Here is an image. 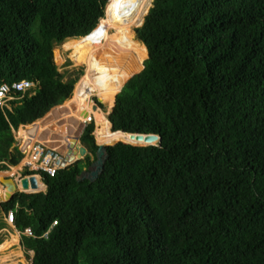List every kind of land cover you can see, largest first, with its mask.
I'll return each instance as SVG.
<instances>
[{
  "label": "trees",
  "instance_id": "1",
  "mask_svg": "<svg viewBox=\"0 0 264 264\" xmlns=\"http://www.w3.org/2000/svg\"><path fill=\"white\" fill-rule=\"evenodd\" d=\"M107 2L0 0V85L37 89L0 109V172L23 158L13 130L71 98L78 77L64 80L54 48L91 34ZM152 3L142 0L134 25L148 14L137 62L149 58L110 92L112 102L122 89L110 122H95L110 145L99 176L80 179L99 149L91 123L83 160L0 204L32 264H264V0Z\"/></svg>",
  "mask_w": 264,
  "mask_h": 264
},
{
  "label": "bare ground",
  "instance_id": "2",
  "mask_svg": "<svg viewBox=\"0 0 264 264\" xmlns=\"http://www.w3.org/2000/svg\"><path fill=\"white\" fill-rule=\"evenodd\" d=\"M141 6L142 0H120L119 4L115 7L112 19L103 18L100 21L99 24L101 26L106 23H112L116 27L115 37L107 42V47L104 49H98L99 51L94 49L93 41L97 40L96 35L87 37V39H71L65 43L67 51L72 52L71 58L74 63L78 66L86 67L88 80L95 79L98 76L102 77L104 84V90L101 93L102 96H104L107 91L119 88L123 85L124 80L120 76L122 74L117 67L118 64L121 62L124 63V65L132 64L127 68L130 69L134 65L146 61L148 58L137 62L146 53H143L145 45L135 39L133 31L123 32L126 25L137 19L139 8L141 11ZM140 14L138 18H140ZM114 59L116 61H114ZM135 60L136 63L134 62ZM124 65H122L121 68H123ZM125 81L127 82L126 78ZM81 88L83 90V86L80 84L78 89L74 91L75 97L70 103L61 107L60 110L57 109L58 111L56 113L49 114L44 121L26 126L23 130L21 129L18 133V137L31 145L39 141L49 147L66 152V145L70 143V140H68L70 134H75L76 128L81 127L84 121L90 120V116L94 118V116L97 115L96 111L93 110L95 104L90 100L92 95L88 94V92L81 91ZM109 102L111 103V101H108V103ZM97 119H99V122H110L106 114L103 115L98 113ZM63 138H66V140H63ZM16 171L17 169L13 168V172H10L11 175L14 176ZM10 173L7 171L0 172V180L2 181V179L5 178L4 176H8ZM7 184L9 188H13L10 181H8ZM38 185H43L39 179ZM6 192L7 189L0 186V201L6 200ZM17 244V234L11 235V241L0 245V252Z\"/></svg>",
  "mask_w": 264,
  "mask_h": 264
},
{
  "label": "rangeland",
  "instance_id": "3",
  "mask_svg": "<svg viewBox=\"0 0 264 264\" xmlns=\"http://www.w3.org/2000/svg\"><path fill=\"white\" fill-rule=\"evenodd\" d=\"M110 1L111 0H108V2H107L106 8H105V14L103 16H98V17L95 16L93 18L94 21H95L96 29H95V31L89 37H91L93 35H96L97 36V38H96L97 40L96 41L94 40L95 42L93 41L94 49L97 50V51H99L98 49H104V48H106L107 47L106 46L107 42L110 41V40H112L115 37V29H116V27L112 23H106L103 26H101L99 24L100 21L106 16L107 6H108V4H109ZM140 12L141 11H140V8H139L138 16H139ZM138 16H137V19H135L130 24L126 25L125 28L123 29V32H126V31H130L131 32V31H133V33L135 35V39L137 41H139V40L137 38V32L135 30L138 29V28H140V27H135L134 25L139 20ZM85 39H87V38H85ZM65 43L55 46V48H54V60H55V63L59 67L60 72L61 73H65L64 80L75 79V78L78 77V81L75 84L74 91L76 89H78V87H79L80 84H81V86H83V90L81 88V91H84V89L86 88L87 85H89V83L94 84V86L90 85L89 88L86 89V90H88V94H92V98L90 99L91 102L94 101V103H97V105L101 108V110H97L96 111V114L97 115L94 116V121H93L94 124H95V130H94L93 135L95 137V140H96L97 145H100L97 142V137H96V135H97V124L95 122H99V119H97L98 113H100V114H106L107 118L109 117V115L111 114V112H112V110L114 108L115 99L111 103L110 102L108 103L109 99L111 98V97L109 98V96H110V92L109 91L110 90L107 91V93L104 96L101 95L102 91L104 90V84H103V81H102V77L101 76H98L95 79L88 80L87 79L86 67L85 66H78V65H76L74 63V61L71 58L72 52L71 51H67V48L65 47ZM144 52H146V49L144 50V48H143V53ZM115 59H114V61H116ZM134 62H136V60ZM122 65H124V63H122V62L117 65V67H118V69H119V71L121 73H122L123 70H127V68H121ZM125 83L126 82H124L123 85H121L119 88L115 89L114 91L122 88ZM36 90L37 89H33L32 90V93L33 94L36 93ZM74 91H73V94H72L71 98H69L65 103H63L59 107H57V106L54 107L53 109H51V111L45 117H43L42 119H40V120H38L37 122H34V123H39L41 121H44L45 118H47V116L49 114L56 113L58 110L61 109V107L66 106L68 104V102L72 98L75 97V96L73 97ZM111 96H112V94H111ZM116 97H117V95H116ZM98 100H100L101 103L98 102ZM110 101H111V99H110ZM34 123L33 124H30V125H26V126L34 125ZM99 123L100 124H105L106 122L104 123V122L101 121ZM26 126H21L19 128V130H17V131L13 130V134H14L15 139H16V142H17L16 145L20 149H23L24 146L25 147H27L28 145L31 146L30 143H26V142L22 141V139H20L18 137L19 131L21 129L23 130ZM83 128H84L83 125H81V127H79V128H76L75 134H70V138L68 140H70V142H71V138H73L74 136H79L82 133ZM112 128H113V126L111 124V130H112ZM63 140H66V138H63ZM66 146L68 147L69 144L67 143ZM76 148H78V146ZM66 151H67V149H66ZM60 152L62 154L66 153V152H62V151H60ZM20 167H21V164H19L16 167H11L10 170L7 171V172H9V173L10 172H13V168L14 169H17V171L14 173V176H12L11 173H10L8 176H4V177L7 180L8 179L13 180L16 183L19 180V174L17 172L20 173V170H19ZM91 167L92 166H90V167H88V168L85 169V171L87 173L85 174V178L84 179H86V178L87 179H90V177H89L90 176L89 175L90 172H93L95 170L94 168H91ZM41 181L42 180H40V182ZM19 182H21V180H19ZM0 186L2 188H5L4 183L1 180H0ZM19 188L21 189V186H19ZM42 191H44V190H42ZM42 191H37V192H42ZM6 197H5V199H6ZM1 220H4L6 222V228L0 229V241H3V243L9 242V241H11V235L17 234V236H18V244L17 245H12L9 249H6V250L0 252V264H32L34 254L32 252H26L25 251V249L21 245L22 233L19 232L16 229L15 225H12V224H10V223H8L6 221V216H5L4 212L0 208V221Z\"/></svg>",
  "mask_w": 264,
  "mask_h": 264
},
{
  "label": "built area",
  "instance_id": "4",
  "mask_svg": "<svg viewBox=\"0 0 264 264\" xmlns=\"http://www.w3.org/2000/svg\"><path fill=\"white\" fill-rule=\"evenodd\" d=\"M33 87L34 83L27 80L16 82L12 85H0V108H10V101L16 99V94H25ZM89 122H91V118ZM20 150L23 154V158L20 163V171L39 173L35 175L37 177V180H43L41 174H47L51 177H54L60 170H64L69 166V163L65 161L64 155L58 149L49 147L39 141L34 142V144H32L31 146H24L23 149ZM41 183L43 184L42 181ZM32 192L36 191L33 190ZM6 221L14 225L13 211H10L8 215H6ZM25 234L28 236H33L32 230L30 228L25 230Z\"/></svg>",
  "mask_w": 264,
  "mask_h": 264
},
{
  "label": "water",
  "instance_id": "5",
  "mask_svg": "<svg viewBox=\"0 0 264 264\" xmlns=\"http://www.w3.org/2000/svg\"><path fill=\"white\" fill-rule=\"evenodd\" d=\"M153 3H154V0H153ZM153 3H152V7H153ZM151 7V8H152ZM150 11V10H149ZM149 13V12H148ZM148 15V14H147ZM146 15V16H147ZM145 16V18H146ZM145 18H144V21L142 23V25L140 27H142L145 23ZM94 32V31H93ZM92 32V33H93ZM91 33V34H92ZM91 34L87 35L86 37H89ZM86 37H80V38H77V39H81V38H86ZM71 40V39H69ZM148 58H149V52H148ZM147 58V59H148ZM145 69V66L143 65V70ZM142 70V71H143ZM141 71V72H142ZM140 73V72H139ZM138 74V73H137ZM136 75V74H135ZM135 75H133L129 80H131ZM128 80V81H129ZM127 81V82H128ZM127 82L124 84V86L127 84ZM123 86V88H124ZM122 88V89H123ZM121 89V91H122ZM120 91V92H121ZM119 92V93H120ZM100 102V101H98ZM101 103V102H100ZM59 107V106H57ZM99 109V106L97 105V103H95V106L93 108L94 111H97ZM36 124V123H34ZM83 133V131H82ZM82 133L79 135V136H74L73 138H71V142L69 144V149L68 151L66 152V156H65V161L67 163H69V165H72L74 164L75 162L81 160V159H84L87 155H88V150L86 147H84L81 143H80V138H81V135ZM124 133V132H122ZM131 136H136L138 139H143V140H146V142H148V145H145V146H149V145H154L153 142H159L160 141V137L157 136V135H138V134H132ZM125 143V142H123ZM117 144V143H116ZM125 144H129V143H125ZM156 144V143H155ZM76 145V146H75ZM115 145V144H114ZM132 145V144H130ZM78 146V150H79V155H78V159H76V147ZM107 146H110V145H99V149H98V152H97V159L96 161L91 165L92 167L91 168H94L95 170L93 172H90V180L94 181L98 176L99 174L101 173V171L103 170L104 168V163H105V160L107 158V155H106V147ZM90 168V169H91ZM87 172L84 171L82 174H81V177L80 179L83 180L85 178V174ZM10 181L11 184H12V187L13 188H9L8 187V184L7 182ZM2 182L4 183V186L5 188L7 189V192H6V200L4 201H0V204L2 203H5V202H8L12 199V197L14 196V194H16L17 192H25V193H32V191H27L29 190H37L38 189V180H37V177L35 175L33 176H30L29 178H24L21 180V189L17 186V184L13 181V180H10V179H6V178H3L2 179ZM33 253V252H32ZM34 254V253H33Z\"/></svg>",
  "mask_w": 264,
  "mask_h": 264
},
{
  "label": "clouds",
  "instance_id": "6",
  "mask_svg": "<svg viewBox=\"0 0 264 264\" xmlns=\"http://www.w3.org/2000/svg\"><path fill=\"white\" fill-rule=\"evenodd\" d=\"M21 82V81H20ZM16 83V82H15ZM36 88V85H35V83H34V87L33 88H31L29 91H27L26 93H29V92H31L33 89H35ZM25 93V94H26ZM32 93V92H31ZM25 94H23L22 93V96H24ZM35 94V93H34ZM118 95V94H117ZM15 100H13V101H10V108H8V107H6V108H4V109H9V110H12V102H14V101H16V100H19V98L17 97V95H15ZM95 99V98H94ZM115 100H116V98H115ZM99 101V100H98ZM93 103H94V101H93ZM95 104V103H94ZM59 106H61V105H59ZM115 106V105H114ZM1 109V108H0ZM4 109H2L3 111H4ZM98 110H101V108L99 107V109ZM91 118V122H89V120H86V121H84V123H83V126H84V128H83V133H84V131H85V129H86V127L89 125V124H91V123H94L93 121H94V118L92 117V116H90L89 117V119ZM83 133H82V135H83ZM114 133V132H113ZM82 135H81V137H82ZM80 143L82 144V142H81V138H80ZM99 146V145H98ZM85 147V146H84ZM68 149H69V147H67V151H68ZM76 150V159H78V155H79V150H78V148H76L75 149ZM66 151V152H67ZM89 154V153H88ZM64 155V157L66 156V153H64L63 154ZM81 160H83V159H81ZM96 161V160H95ZM94 161V162H95ZM93 162V163H94ZM70 166V165H69ZM85 171V170H84ZM33 191V190H32ZM37 192V191H36ZM36 192H32V193H36Z\"/></svg>",
  "mask_w": 264,
  "mask_h": 264
},
{
  "label": "flooded vegetation",
  "instance_id": "7",
  "mask_svg": "<svg viewBox=\"0 0 264 264\" xmlns=\"http://www.w3.org/2000/svg\"><path fill=\"white\" fill-rule=\"evenodd\" d=\"M136 30H137V29H136ZM136 30H135V31H136ZM121 74H122V76L125 77V75H124V70L122 71ZM125 78H126V77H125ZM126 79H127V78H126ZM90 85L94 86V84H92V83L90 84V83H89V85L86 86V89H88ZM109 98H110V97H109ZM68 147H69V146H68ZM19 170H20V169H19ZM19 170H18V171H19ZM25 172H27V171H25ZM25 172H21V171H20V173L17 172V173L19 174V180H22V179H24V178H28V177H30V176H33V175H30V174L25 176V175H24ZM19 180L16 182V184H17L18 187L21 186V182H19Z\"/></svg>",
  "mask_w": 264,
  "mask_h": 264
},
{
  "label": "crops",
  "instance_id": "8",
  "mask_svg": "<svg viewBox=\"0 0 264 264\" xmlns=\"http://www.w3.org/2000/svg\"><path fill=\"white\" fill-rule=\"evenodd\" d=\"M87 38V37H86ZM122 78H123V76L122 75H120ZM91 84V83H90ZM112 90H110L109 92H111ZM84 92H88V90H86V88L84 89ZM92 95V94H91ZM75 96V92H74V95H73V97ZM109 97H111V93H110V96ZM73 99V98H72ZM72 99L68 102V103H70L71 101H72ZM111 99V98H110ZM110 99H109V101H110ZM104 115V114H103ZM42 122V121H41ZM40 123V122H39ZM70 144V143H69Z\"/></svg>",
  "mask_w": 264,
  "mask_h": 264
}]
</instances>
